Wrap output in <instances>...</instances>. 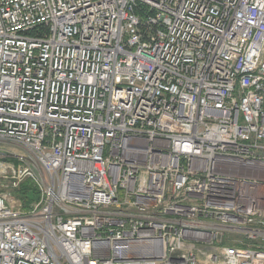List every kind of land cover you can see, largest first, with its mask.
Instances as JSON below:
<instances>
[{"label": "built area", "instance_id": "built-area-1", "mask_svg": "<svg viewBox=\"0 0 264 264\" xmlns=\"http://www.w3.org/2000/svg\"><path fill=\"white\" fill-rule=\"evenodd\" d=\"M0 178V264H264V0H0Z\"/></svg>", "mask_w": 264, "mask_h": 264}, {"label": "trees", "instance_id": "trees-1", "mask_svg": "<svg viewBox=\"0 0 264 264\" xmlns=\"http://www.w3.org/2000/svg\"><path fill=\"white\" fill-rule=\"evenodd\" d=\"M15 197L20 201L23 209H27L31 203L36 200V192L29 181L21 184L20 188L15 191Z\"/></svg>", "mask_w": 264, "mask_h": 264}, {"label": "rangeland", "instance_id": "rangeland-1", "mask_svg": "<svg viewBox=\"0 0 264 264\" xmlns=\"http://www.w3.org/2000/svg\"><path fill=\"white\" fill-rule=\"evenodd\" d=\"M6 186V181H4V180H2L1 178H0V186Z\"/></svg>", "mask_w": 264, "mask_h": 264}]
</instances>
